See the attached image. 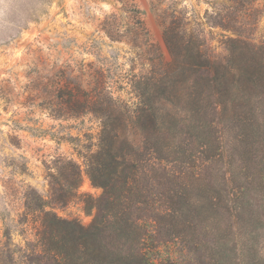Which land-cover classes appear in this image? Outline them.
Returning <instances> with one entry per match:
<instances>
[{
    "label": "rangeland",
    "instance_id": "1",
    "mask_svg": "<svg viewBox=\"0 0 264 264\" xmlns=\"http://www.w3.org/2000/svg\"><path fill=\"white\" fill-rule=\"evenodd\" d=\"M129 8L141 12L148 39L166 63L171 55L163 19L187 18L189 31L202 35L211 52L223 57L228 38L242 35L252 43L264 42V0H0V264H21L45 212L89 227L104 206L99 203L103 189L93 186L87 175L88 161L101 144L104 121L90 111L64 113L66 97H58V88L81 84L89 91L102 86L134 109L132 84L134 76L150 69L146 54L139 59L128 41L114 42L102 29L106 19L131 26ZM246 99L262 116L257 113L249 121L248 131L257 134V146L244 162H238L231 150L237 131L233 139L224 128L226 119L215 133L230 153L213 164L205 161L208 157L200 158L196 147L189 151L187 141L181 145L187 154L181 152L174 162H161L139 150L146 166L137 185L150 204L167 207L170 190L180 195L179 205H185L177 231L169 218L158 223L163 230L158 240L162 252L166 259L168 254L174 257L164 264H215L209 258L215 250L225 257L218 264H264V91L243 96L240 107ZM219 117L215 115V121ZM228 154L236 174L228 187H245L249 200L237 223L225 207L222 177L228 170ZM66 162L81 172L77 189L66 181ZM86 197L93 206L90 213ZM212 198L218 206L213 222L196 208L200 203L211 206ZM137 199L144 202L140 194ZM195 233L206 241V249L194 248Z\"/></svg>",
    "mask_w": 264,
    "mask_h": 264
},
{
    "label": "trees",
    "instance_id": "2",
    "mask_svg": "<svg viewBox=\"0 0 264 264\" xmlns=\"http://www.w3.org/2000/svg\"><path fill=\"white\" fill-rule=\"evenodd\" d=\"M127 12L131 26L125 28L120 21L109 22L106 19L102 29L114 42L128 41L139 59L142 52L146 54L145 63L148 62L150 69L134 76L136 79L132 84L136 100L134 109L114 98L102 86L89 91L84 90L81 84L75 85L74 89L67 86L58 88V97H66L62 102L64 113L74 116L90 111L100 115L104 121L101 144L88 161L87 175L93 186L103 189L99 203L105 204L89 227L45 212L35 240L28 243V249L21 255V264L170 262L173 256L168 254L166 259L158 242L163 232L158 223L169 218L173 231H177L185 205L180 206V195L170 190L167 207L157 208L150 204L137 185L138 177L140 173L145 174L146 166L139 150L143 149L151 158L153 156L161 162H174L182 154H187L181 148L187 141L189 151L193 152L196 147L200 158L208 157L205 161L210 160L213 164L217 158L230 153L226 151V142L223 146L221 135L218 139L215 133L217 125L226 120L228 125L224 124V128L232 133L233 139L237 133L231 150L238 155V162H244L257 146L254 142L257 134L254 130L248 131V126L253 121L252 117L255 119L260 113L259 109L249 99L240 106L243 96L251 97L264 91V42L252 43L242 35L228 38L224 43L227 55L223 57L211 52L202 35L189 31L187 18L168 22L161 17L164 40L171 55V62L166 63L148 39L141 12L132 8ZM229 104H233L230 120L226 113ZM215 115L220 116L216 121L222 122L216 123ZM128 131L131 132L129 135ZM233 139L227 140V144ZM192 155L195 157V153ZM226 157L229 160L225 169L228 170L222 177L226 184L225 207L237 223L244 216L249 200L245 187H228L234 183L236 174L231 169L234 159L230 154ZM65 165L69 169L66 178L69 188L77 189L81 172L72 162ZM139 194L144 197V202L137 199ZM86 199V211L90 213L93 206L90 198ZM214 202L216 198L210 201L211 206L207 203L196 205L199 213L210 217L211 222L218 209ZM38 206L41 207L39 203ZM141 212L142 217L135 216ZM195 234L191 239L196 243L194 248L206 249V241L200 234ZM221 254L215 250L209 258L218 264L225 258Z\"/></svg>",
    "mask_w": 264,
    "mask_h": 264
}]
</instances>
